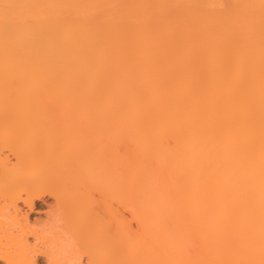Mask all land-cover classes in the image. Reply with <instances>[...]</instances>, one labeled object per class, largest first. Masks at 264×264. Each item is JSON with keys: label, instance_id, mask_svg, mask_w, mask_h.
Segmentation results:
<instances>
[{"label": "bare ground", "instance_id": "1", "mask_svg": "<svg viewBox=\"0 0 264 264\" xmlns=\"http://www.w3.org/2000/svg\"><path fill=\"white\" fill-rule=\"evenodd\" d=\"M39 256L264 264V0H0V262Z\"/></svg>", "mask_w": 264, "mask_h": 264}, {"label": "rangeland", "instance_id": "2", "mask_svg": "<svg viewBox=\"0 0 264 264\" xmlns=\"http://www.w3.org/2000/svg\"><path fill=\"white\" fill-rule=\"evenodd\" d=\"M96 198L99 199V196L96 194ZM111 203V202H110ZM113 203V202H112ZM116 202L113 203V207L114 209L118 208V211H120V215L123 216L125 219H130V216L128 213L124 212V210L119 209L122 208L121 206H118ZM55 206V200L54 199H50V198H46L45 203H41V205H37L35 207L34 212H30L26 207H24L23 205H20V208L23 209V212L27 210V219H28V223L30 225H33L36 221L39 222H46L47 221V214L50 212V208ZM25 214V213H23ZM15 215V214H14ZM24 217L21 215L19 216V219L23 222ZM23 219V220H22ZM24 223V222H23ZM136 224L133 223V229H136ZM28 242L30 244H34L33 238L29 237L28 238ZM110 250V249H109ZM87 259L84 258L83 259V263L82 264H89L87 261ZM0 264H5L3 261L0 262ZM37 264H47L46 258L44 256H39V258L37 259Z\"/></svg>", "mask_w": 264, "mask_h": 264}]
</instances>
